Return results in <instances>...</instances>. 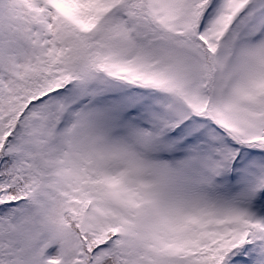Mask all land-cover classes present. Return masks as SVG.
Here are the masks:
<instances>
[{
  "label": "snow or ice",
  "instance_id": "snow-or-ice-1",
  "mask_svg": "<svg viewBox=\"0 0 264 264\" xmlns=\"http://www.w3.org/2000/svg\"><path fill=\"white\" fill-rule=\"evenodd\" d=\"M0 264H264V0H0Z\"/></svg>",
  "mask_w": 264,
  "mask_h": 264
}]
</instances>
